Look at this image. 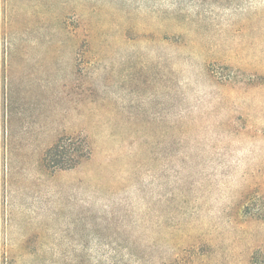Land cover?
Returning a JSON list of instances; mask_svg holds the SVG:
<instances>
[{"label":"rangeland","instance_id":"obj_1","mask_svg":"<svg viewBox=\"0 0 264 264\" xmlns=\"http://www.w3.org/2000/svg\"><path fill=\"white\" fill-rule=\"evenodd\" d=\"M0 264H264V0H0Z\"/></svg>","mask_w":264,"mask_h":264},{"label":"trees","instance_id":"obj_2","mask_svg":"<svg viewBox=\"0 0 264 264\" xmlns=\"http://www.w3.org/2000/svg\"><path fill=\"white\" fill-rule=\"evenodd\" d=\"M89 152L87 141L62 137L50 147L44 156L45 164L53 169H71Z\"/></svg>","mask_w":264,"mask_h":264}]
</instances>
